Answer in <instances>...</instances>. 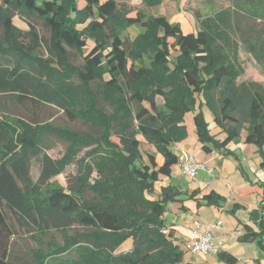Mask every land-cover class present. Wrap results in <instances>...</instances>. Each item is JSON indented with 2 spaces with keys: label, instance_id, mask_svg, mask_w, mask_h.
<instances>
[{
  "label": "trees",
  "instance_id": "1",
  "mask_svg": "<svg viewBox=\"0 0 264 264\" xmlns=\"http://www.w3.org/2000/svg\"><path fill=\"white\" fill-rule=\"evenodd\" d=\"M245 2L252 8L244 9L264 19V0ZM130 12L117 0H0V264H16L8 259L15 226L35 236L51 230L64 235L63 243L22 264H193L174 240L175 227L163 218L178 189L162 185L160 197L152 194L179 163L173 146L187 134L184 116L196 109L197 96L226 132L219 144L227 146L245 130V142L260 147L264 167V85L236 83L239 41L229 10L202 19L199 29L188 33L163 15ZM15 16L28 28L16 26ZM31 19L41 21L50 36H41ZM135 25L144 30L131 38L127 31ZM239 27L243 44L264 70V27ZM76 54L82 63L74 61ZM18 107H27V117ZM50 107L99 134L53 124ZM194 119L204 148L212 151L206 143L214 137L202 113ZM52 137L68 144L61 159L46 152ZM142 139L154 149L143 153ZM91 145L67 187L51 185L77 152ZM40 150V174L30 183V151ZM250 184L264 194V180ZM203 196L222 206L214 189ZM263 201L250 211L252 223L244 224L241 240L264 233ZM240 208L235 203L231 211ZM217 254L225 264L238 262L228 250Z\"/></svg>",
  "mask_w": 264,
  "mask_h": 264
},
{
  "label": "rangeland",
  "instance_id": "2",
  "mask_svg": "<svg viewBox=\"0 0 264 264\" xmlns=\"http://www.w3.org/2000/svg\"><path fill=\"white\" fill-rule=\"evenodd\" d=\"M41 1L37 0L38 3ZM117 2L120 8L131 10L129 15L132 16L136 15L137 11L142 13L145 18L163 15L170 22L180 24L184 33L197 31L199 21L202 19L215 17L220 11L229 10L234 36L239 41L236 47L238 49L237 66L240 68V75H238L236 83L260 82L264 85V70L243 44L242 40L244 38L240 34L239 27L241 25V28L248 29L250 27L259 31L260 27H264V19L249 13L246 9H251L252 6L250 3H246L245 0H161L158 5H149L143 0H117ZM31 21L41 36L46 38L50 36L49 29L41 21L36 19H31ZM14 23L22 29L28 28L26 22L19 16H15ZM143 30L142 27L135 25L130 27L127 33L131 38H134ZM252 36L259 37L256 32ZM44 54L48 56L46 50ZM176 55L177 52L173 56ZM73 59L77 64L82 63L80 54L73 55ZM156 100L159 104L164 102L161 96H157ZM145 105L148 106L147 103ZM50 108L49 111L53 113L51 118L53 124L83 133L99 134L95 127L86 125L82 120L70 119L62 110L55 107ZM15 110L23 117H27L30 113L27 107H18ZM199 112L203 115L210 135L214 137L206 143L216 156L208 163L206 162L208 166L214 168V174L210 175L201 171L196 177H190L182 172L180 163H178L173 166L170 176H162L156 183L152 197H160L162 185L171 184L178 189V199L166 202V211L163 218L167 226L173 225L175 227L174 240L180 245L186 261H190L193 257L186 248L187 243L193 236V226L197 223L209 224L221 220L223 225L221 230L218 231V235L223 241L222 250H229L236 255L238 258L237 264H264V233L257 235L252 241L240 239L245 231L244 224L247 222L252 223L249 217L250 211L258 207L261 200L264 199V194L251 190L252 186L250 184L251 181L263 182L264 180L261 149L254 143L245 142V130H242L240 136L230 141L227 146H221L219 143L225 139L226 132L216 122L214 110L204 102L203 97L197 96L196 109L188 111L184 116L187 134L182 140L174 144L173 150L176 153L178 152L177 147H182L191 151L198 161L207 156V151L203 148L204 143L199 138L198 126L194 119L195 113ZM51 145L52 147L47 149L46 152L54 159L63 158L66 153L67 142L52 137ZM94 146H87L82 148L81 151L79 150L75 160L66 165L62 173L50 181L52 182L51 185L61 184L67 187L68 179L78 173L77 160L87 156V151ZM153 149L152 145L142 139L141 151L143 153ZM30 153L32 154V165L29 182L34 183L40 174L43 151H30ZM87 161H89V158ZM28 184H24V186ZM212 189H216L215 191L221 196V199L218 200L222 206L219 207L215 202H209L204 198L203 195L210 193ZM195 190H200L201 194L195 196L193 194ZM262 190H264V187ZM235 203H239L241 208L236 212H232ZM252 226L256 232H260L261 227L259 225L253 223ZM75 229L77 231L82 230L78 225L75 226ZM14 230L16 234L9 239L8 259L16 264H22L23 261L33 263L35 252L39 250L47 251L54 248L56 243L59 244L64 241V235L56 230L36 236L35 234L30 235L18 226H15ZM73 232L71 230L69 234ZM194 259V264H225L219 259L218 254L212 253L205 257L197 256Z\"/></svg>",
  "mask_w": 264,
  "mask_h": 264
},
{
  "label": "built area",
  "instance_id": "3",
  "mask_svg": "<svg viewBox=\"0 0 264 264\" xmlns=\"http://www.w3.org/2000/svg\"><path fill=\"white\" fill-rule=\"evenodd\" d=\"M177 154L179 156V163L182 172L190 177H196L201 171L213 175L215 170L208 166L205 161L196 160L194 154L188 149L177 147ZM260 216L264 220V201L260 208ZM222 221L215 223L202 224L197 223L193 226V236L186 248L193 257H205L208 254H217L222 250L223 241L218 235V231L222 228ZM166 233V229L162 230Z\"/></svg>",
  "mask_w": 264,
  "mask_h": 264
},
{
  "label": "crops",
  "instance_id": "4",
  "mask_svg": "<svg viewBox=\"0 0 264 264\" xmlns=\"http://www.w3.org/2000/svg\"><path fill=\"white\" fill-rule=\"evenodd\" d=\"M204 148V147H203ZM205 149V148H204ZM206 150V149H205ZM207 151V150H206ZM213 158H216V156H215V153H213L212 151H207V156L206 157H204L203 158V160H201V161H205V162H207L208 163V161H211ZM214 190H216V189H214ZM229 251V250H228ZM194 257H192L191 259H190V261L191 262H193V264H194Z\"/></svg>",
  "mask_w": 264,
  "mask_h": 264
}]
</instances>
